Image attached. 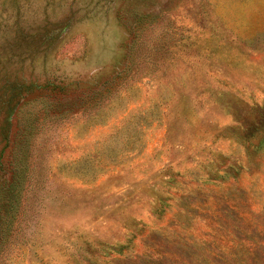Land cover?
I'll list each match as a JSON object with an SVG mask.
<instances>
[{
    "label": "rangeland",
    "instance_id": "374dc122",
    "mask_svg": "<svg viewBox=\"0 0 264 264\" xmlns=\"http://www.w3.org/2000/svg\"><path fill=\"white\" fill-rule=\"evenodd\" d=\"M14 80L0 264H264V0H0Z\"/></svg>",
    "mask_w": 264,
    "mask_h": 264
},
{
    "label": "trees",
    "instance_id": "16d2710c",
    "mask_svg": "<svg viewBox=\"0 0 264 264\" xmlns=\"http://www.w3.org/2000/svg\"><path fill=\"white\" fill-rule=\"evenodd\" d=\"M29 86H32V85H25L24 89L29 88ZM4 87L5 89L3 88L4 91L0 95V110H1L0 114L3 113V116L1 117V120H0V136H3V134L5 133L3 127L7 125L9 117L13 113L14 108L22 100L23 95H24L23 82L19 83V81L14 80L12 83L7 82ZM248 118L249 117H247L248 123L245 124L244 122L241 124L243 128V132H245L243 138H246L245 139L246 141L260 134L259 127L264 128V111H262L261 114H256L255 117L254 115H252L250 119ZM250 128H252V130H250ZM259 143H262V142L259 141ZM6 210L7 209H2V212H5ZM1 217L2 216L0 215V218ZM1 232H2V229L0 228V235H1Z\"/></svg>",
    "mask_w": 264,
    "mask_h": 264
}]
</instances>
